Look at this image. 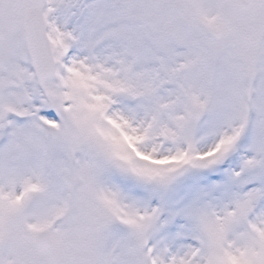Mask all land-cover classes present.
I'll use <instances>...</instances> for the list:
<instances>
[{
	"label": "snow or ice",
	"instance_id": "6c2138e0",
	"mask_svg": "<svg viewBox=\"0 0 264 264\" xmlns=\"http://www.w3.org/2000/svg\"><path fill=\"white\" fill-rule=\"evenodd\" d=\"M0 264H264V0H0Z\"/></svg>",
	"mask_w": 264,
	"mask_h": 264
}]
</instances>
